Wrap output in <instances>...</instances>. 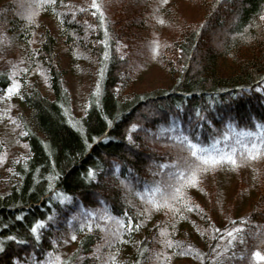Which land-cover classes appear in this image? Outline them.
Returning a JSON list of instances; mask_svg holds the SVG:
<instances>
[{"label":"trees","instance_id":"16d2710c","mask_svg":"<svg viewBox=\"0 0 264 264\" xmlns=\"http://www.w3.org/2000/svg\"><path fill=\"white\" fill-rule=\"evenodd\" d=\"M95 2L0 0V154L25 149L0 179V264H264V154L236 144L264 125V0ZM170 128L236 164L180 180Z\"/></svg>","mask_w":264,"mask_h":264},{"label":"snow or ice","instance_id":"6c2138e0","mask_svg":"<svg viewBox=\"0 0 264 264\" xmlns=\"http://www.w3.org/2000/svg\"><path fill=\"white\" fill-rule=\"evenodd\" d=\"M52 3L55 2V0H51ZM92 7L96 8L98 7L95 0H93L92 3ZM264 79V78H262ZM97 88H99V85H97ZM18 89V85L16 83H12V85L10 87H8L6 89L8 95H12L14 93H16ZM255 91L257 93L264 91V83H262L261 87H257L255 89ZM177 108H180L179 105L176 106ZM197 117L199 118V120H203L204 116L201 115L200 112L196 113ZM199 127V123L194 122V128H198ZM257 128L259 129V131L257 132H250V131H240L239 133L236 134L237 137L243 138V137H252L253 139L250 141V144L245 143L243 139L237 138L236 139V144L240 145L242 148H244L247 153L248 156L251 159H255L258 156L264 154V125H257ZM136 129V125H132V130ZM167 131H173V132H177L178 135H176L174 137V139L178 140L179 143L183 146H186L187 150L190 153V156L192 158H194V160L189 161L187 159H184L183 164L184 167L187 168L188 173H184V172H179L177 175L179 176L180 180H186L188 184L195 186L196 182H197V172L201 170L202 166L203 168L206 170L207 167L210 166H216V165H220L223 164L225 162L231 163L233 165L236 164V159L235 157V153L237 151V149L235 147H232L230 151H224L223 149H219L217 147V145L220 143V140H215V142L210 146V147H205L202 146L201 143L199 142V134L196 131H181L177 128H170L167 129ZM22 135H27V133H22ZM229 139V136L227 134H225L223 136V140L227 141ZM27 147V145H26ZM227 147V145H226ZM177 167H179V165H177ZM87 178L89 180L95 179V173L94 171L89 168L87 171ZM57 179V177H51L50 178V183H49V188L51 189L52 187H54L52 180ZM158 191V189H157ZM181 189L179 187L175 188V193L178 195L180 193ZM53 199H59V202L61 204L67 202V203H71L72 202V197L66 194H62V193H54L53 194ZM86 216H93L92 213H86ZM125 215H127L125 213ZM106 217L101 216L100 219H105ZM108 219H112V217H107ZM23 217L21 216H16V220H22ZM49 221L53 220L54 218L52 216H49L47 218ZM75 219V217H74ZM99 226V225H98ZM5 227H7V225H5ZM81 227L83 228V225H81ZM133 225L131 223L128 224V228L131 230L133 229ZM135 227H139V225H135ZM45 228V222L43 220H37L31 227L30 231L31 234L33 235V237L36 238L37 241H39L40 239V230ZM88 230L91 231V225H88ZM219 231V230H217ZM241 229H234L233 231H229L227 232V236L230 237L231 239L228 240V244L231 245L233 243V241L236 239V236L234 235V233H238L240 232ZM223 238V237H221ZM8 241H15L19 244H24L26 243L25 240L20 239L17 240V237L15 235H9L6 238ZM72 239L75 240L76 236L73 235ZM243 242V241H241ZM5 248L2 244H0V252H4ZM253 256L257 259V260H264V256H262L260 254V252H254ZM59 260V258H57V261ZM10 264H17L16 261H11Z\"/></svg>","mask_w":264,"mask_h":264},{"label":"rangeland","instance_id":"374dc122","mask_svg":"<svg viewBox=\"0 0 264 264\" xmlns=\"http://www.w3.org/2000/svg\"><path fill=\"white\" fill-rule=\"evenodd\" d=\"M74 88H75V90L73 89L74 98H75L74 103L77 104L78 103L77 96H78V93L79 92L77 91L78 89H77V85L76 84H74ZM82 88H83L82 89L83 91L84 90H87L85 88V86H83ZM81 93L82 92H80V94ZM16 149H21V152H25V149L22 147V144H20L19 142L15 141L14 139H11V136L7 137V139H6V145L4 146V150L0 154V179L5 178V175H6V164H7L8 158H9V156H11V154Z\"/></svg>","mask_w":264,"mask_h":264}]
</instances>
